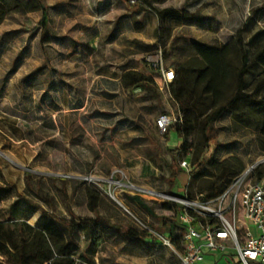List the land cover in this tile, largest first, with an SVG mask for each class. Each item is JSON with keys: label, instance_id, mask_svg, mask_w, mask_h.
Returning <instances> with one entry per match:
<instances>
[{"label": "rangeland", "instance_id": "obj_1", "mask_svg": "<svg viewBox=\"0 0 264 264\" xmlns=\"http://www.w3.org/2000/svg\"><path fill=\"white\" fill-rule=\"evenodd\" d=\"M46 1L49 6L61 0ZM151 1L157 8L180 7L187 2L190 11H197L209 17L207 28L180 27L176 29V34H183L210 44L230 41L237 29L243 25L250 9L254 7L257 9L256 19L250 21L251 25L249 24L243 31L244 37L246 39L251 35L249 32L251 27L252 33L258 35L259 42L264 43V35L259 33L260 30H264V0ZM78 2V5L68 2L63 6L67 12L65 17L57 16L51 6L50 9L47 8L45 18L40 11L28 13L12 11L0 26V32L17 29L19 33L18 37L7 45V51L0 58V182L14 184L19 196L26 197L34 205L40 206L41 209L28 220L31 224L36 222L42 211L51 212L61 219L93 215L87 207L83 188L78 186L80 181H85L96 188L102 196L99 215L110 218V222L116 225L132 224L139 229L151 231L149 226H159V220L147 214L138 205L133 204L134 212L127 208L124 204L126 202L124 196L127 192L119 188L115 182L129 180L137 185L163 190L162 187L167 188L165 179L169 172L164 167L158 171L159 178L154 179L141 174L138 160L133 157L125 159L126 156L140 153L142 148L129 151L120 146L129 140L132 134L121 126L112 125L113 122L116 123L124 118L122 105L106 106L96 98V94L87 90L95 78L92 67H96L95 63L99 58L107 60L122 49L118 44L106 46L107 44L102 43L96 55L89 61L83 59L79 61L75 55H71L72 51H69V46L71 47L74 42L86 39L90 27L97 26L101 32H106L110 21H115L122 11L116 8L105 15L94 16L91 13L90 0ZM130 4L135 2L129 3L126 0L123 6L127 9ZM45 19L51 22L52 34H65L67 46L65 57L60 53L61 47L57 42L40 43L41 34L45 29L42 21ZM151 30L152 27H148L146 33H150ZM27 46L28 50L29 47L32 50V54L30 50L26 57L21 58L19 67L14 69V74L10 75L8 81H3L8 71L12 72L16 56L22 49L27 52ZM42 51L44 63H42ZM143 57L145 62L142 61V57H139L138 62L141 63V70L145 72L152 69L148 62L150 63L155 57L150 55ZM50 68L59 69L66 84L72 86L78 82L86 88L84 97L87 101L83 109L78 111L70 109L69 104L73 100V90L70 85H67L62 93L61 90L57 93L58 90L52 87L46 90ZM51 73L55 74L52 71ZM262 74L263 69L260 66H252L246 75L247 87L254 86ZM26 76L33 77L31 86L26 81L19 84V81ZM41 80L44 82L43 90L49 97L39 102L43 91L38 92L36 89L40 88ZM32 86L35 87L33 88L35 91ZM31 96L36 103L39 102V105L35 106V112L31 108ZM163 98L164 102L168 103L167 113L176 115L177 107L171 105L169 95L165 93ZM206 103L197 105L193 116V120H197L194 123L195 129L187 141L190 147L204 145L200 124L197 122L206 114ZM95 110L110 112L112 116L93 113ZM107 117L113 120H107ZM26 125L29 127H25ZM141 126L146 136L159 138L161 144L167 140L168 132L162 134L157 130L156 136L149 128V124H141ZM211 129L214 140L203 147L206 148V156L213 158L215 162L244 168L264 156L256 141L258 131L251 123L244 124L231 114L225 113L212 123ZM77 137L80 139L77 140ZM169 141L171 143L176 141L173 130L169 133ZM187 153L190 157V151ZM26 176H30V190L26 188ZM187 183L188 174L180 172L174 195H182ZM11 202L12 200L0 204V221L7 219V210ZM150 204L156 216H165L169 220L176 221L172 210L160 208L156 201H150ZM15 217L21 220L20 213L17 212ZM121 241L120 238L113 239L104 234V241L98 246H93L92 252L87 251L91 252L88 254L85 252L88 242L84 232L81 231L76 236V249L73 252L75 263L87 264L80 255L88 254L87 257L93 261V264H179L173 248L163 245L160 240L154 245L147 244L144 247L131 241L129 243L125 240ZM0 260L8 264L7 257L1 256Z\"/></svg>", "mask_w": 264, "mask_h": 264}, {"label": "trees", "instance_id": "obj_2", "mask_svg": "<svg viewBox=\"0 0 264 264\" xmlns=\"http://www.w3.org/2000/svg\"><path fill=\"white\" fill-rule=\"evenodd\" d=\"M0 1L2 2L0 20L12 11L28 12L43 8L39 0ZM137 2L138 0L135 1ZM141 4L154 12L161 22L173 25H196L202 28L209 26L210 18L197 11H190L187 2L180 7L162 9L152 6L149 2L143 1ZM256 12L257 9L252 7L243 25L226 43L191 44L198 58L181 63L174 71V79L168 84V90L170 98L177 104L176 116L180 121L170 125L168 131L173 130L176 136L182 139V143L169 151L170 164L167 167L169 176L165 179L169 190L175 188L180 172H184L179 165V161L184 158H187L191 167L187 173L188 183L185 187L189 198L197 195L202 199L216 197L245 168L215 162L213 158L206 156V148L203 146H208L214 140L211 125L225 113L231 114L244 124L251 123L258 131L256 140L258 148L264 152V43L259 42L258 35L252 33L251 27L249 29L251 35L246 39L243 32L249 24L251 25L250 21H255ZM164 28L161 26L159 31H164ZM259 33L264 35V30H260ZM163 48L158 50H161L162 56H165L166 52ZM252 66H260L263 74L254 86L248 88L246 75ZM146 80L149 78L136 72H126L122 76L124 86H135ZM202 102H207L206 114L197 123L200 124L204 145L190 147L187 141L197 121L193 120V116L197 105ZM188 151L190 157H187ZM254 176L257 180L264 177V163L255 169ZM25 181L26 188L30 190V176H26ZM78 185L83 188L87 207L93 212L94 217L72 216L70 219H61L47 211H42L36 222L29 224L27 221L41 209L40 206L19 196L13 185L6 182L0 184V204L16 197L8 206L7 219L0 221V256L7 257L8 264H76L73 252L76 249V236L81 231L84 232L88 242L85 247L86 253L92 251L93 246H98L104 241V234L128 243L131 241L141 247L156 244L159 240L158 235H161L170 240L175 251L182 252L183 227L173 219L156 216L150 201L137 195L124 196L126 201L124 204L132 212L135 204L159 220V226H149L152 232L139 229L132 224L120 226L111 223L110 218L99 215L98 210L102 202L100 192L85 181H80ZM159 206L162 209L172 210L173 217H176L180 211L176 203L160 202ZM17 212L20 213L21 220L16 219ZM228 256L233 254L230 253ZM80 257L85 259L87 264H93V261L84 254ZM230 262L237 264L233 257ZM0 264L4 263L0 260Z\"/></svg>", "mask_w": 264, "mask_h": 264}, {"label": "crops", "instance_id": "obj_3", "mask_svg": "<svg viewBox=\"0 0 264 264\" xmlns=\"http://www.w3.org/2000/svg\"><path fill=\"white\" fill-rule=\"evenodd\" d=\"M39 1L41 2L43 8L36 11H28V12L40 11L44 16V18L46 16V13L48 12L47 8L50 9V6L51 8L53 7L55 9V12L58 14L57 16L65 17L67 16L66 9H64L63 7L65 4H68V2L73 5L79 4L78 2L79 0H61L56 4H51L48 6L46 4L47 3L46 0H39ZM124 1L126 0H90V9H91V13L94 16L105 15L110 10L116 8L121 10L122 12L119 14V16L116 18L115 21L114 20L110 21L109 28L106 32H101L97 26L90 27L87 30L88 35L86 36V39L79 40V42H74L71 47L69 46V51H72L71 55H75V58L77 60L81 61L80 59H83L85 61H89L91 57L96 55V52H98V49L101 46L100 44L102 43L107 44L106 46L118 44L121 47L122 50L115 52L112 58H107L106 60V58L98 57L99 61L95 63L96 67H92L95 78L87 90L90 92L92 91L94 94H96L97 95L96 98L97 99L99 98L101 103L106 106L113 107L115 106V104H119L120 106L122 105L123 107L122 111L125 112L124 114L125 116L121 120H118L116 123L113 122L112 125H117V127L121 126L132 134L130 135L129 140L123 142L120 146L123 149L129 151H133V149L142 148V150L139 151L140 153L135 154L133 156L132 155L126 156L125 159H130V157H133L134 159L138 160L137 164L139 165L140 172L142 175L145 176L148 175L154 179L155 178L158 179L159 178L158 171L162 170L164 167H166V169L168 170L167 167L170 164V154H169L170 149L179 147L182 143V139L178 138L175 134L176 141L174 143H171L169 141V133L172 132V130H170L168 131L167 134V140L165 141L164 144H161L159 138L156 139L154 137H148L146 136L145 132L141 130L143 128L141 124L144 125L149 124V128L157 136V127L155 125V118H157L161 114L167 113L166 109L168 108V103L164 102L163 96L165 93L169 95V90H168L169 87L167 86L165 90L162 91L159 90L155 83H156V78L160 75V73L155 69H148L145 72L141 70L140 68L141 63L138 62L139 57H142L141 58L142 61L145 62V58L143 56L150 55L153 57L159 48L164 47L163 50L166 52V55L163 56L164 65L173 68V70L175 71V69L181 63L186 62L187 60H191V59L193 60L198 58V56L194 53L191 44L206 43L190 37H186L183 34L181 35L176 34V29L187 26L196 27L198 29H205V28L196 25H185V24L173 25L167 22H161L156 16V14L152 12L150 9H148L146 5H144L145 3L141 4V2L144 1V2H149L152 6H154L151 0H138L137 3L128 5L127 9L125 8V6H123ZM0 4L2 5L1 1ZM167 7H174V6H167ZM162 8H158V9H162ZM6 17L0 20V26H2V24L6 20ZM42 23L44 24L45 29L41 34L40 43L51 44L57 42L58 46L61 47L60 53L62 54L63 57H65L66 55L65 50L67 47L65 42L66 36H64L65 34L63 35L52 34L50 31V27L52 25L49 19L43 20ZM161 26L165 27L164 31H159V28ZM148 27H152L150 33H146ZM18 35L19 33L17 29H8V30H4L3 32L2 31L0 32V58L3 57L5 52L7 51V45L10 44V42L14 40L16 37H18ZM162 43L164 44L163 46ZM26 49L27 52L25 51V49H22L21 52L16 56L14 60V67L12 68V72L10 73L8 71V74L4 77L3 81L9 80V78L11 77L10 75L14 74V69L19 67L21 58L26 57L28 55V52H30L31 49L29 47L28 50V46L26 47ZM31 54H32V50H31ZM41 57H42V63H44L45 61H44L43 51L41 52ZM50 70L52 72H55V74L49 71L50 78L47 83L46 90H49V88L52 87L58 90L57 93L60 92V90L61 93L64 92L66 90V86L67 85L69 86L70 84H66V80L63 77V73L59 71V69L56 70L50 68ZM126 72H136L143 74L146 77H148L149 80L143 81L135 86H124L122 83V76ZM56 75L57 78H55ZM33 77L30 78V76H26L25 78H22L19 81V84L26 81L28 85L31 86L33 84L31 79H33ZM71 87L73 90V100L71 104H69L70 109L72 111L81 110L85 107L87 101V98L84 97L85 95L84 92L86 88H84L78 82L72 85ZM33 88L35 87L32 86V89ZM43 88H44V82H42L40 88L37 87L36 89V91L38 92L43 91L38 100L39 102L40 101L42 102L47 97H49L47 92H45ZM31 99H32L31 108L35 112L36 109L35 106L39 105V102L36 103V101L32 98V96ZM170 102L171 105L177 107V104L171 98H170ZM93 113H97V114L99 113L105 116L106 115L112 116L110 112L101 111V110L100 111L95 110ZM106 119L113 120L110 117H107ZM25 127H29V126L26 125ZM76 139L79 140L80 138L77 137ZM168 157H169V161H168ZM184 159L187 160V158ZM184 172L187 174L185 170ZM0 184L2 183L0 182ZM8 184L14 186V184L11 183ZM161 189H163V191H167L171 194H174L175 188L169 190L167 185V188L162 187ZM185 192L186 191L184 190L182 195ZM84 197L87 202V198L85 195ZM15 198L16 197L14 196L7 201L10 200L13 201ZM179 210H180V206H179ZM85 217L92 218L94 217V214ZM91 252H87V253L90 254ZM229 254L223 255V254L207 252L202 264H219L225 262L231 264L230 259L232 257L234 258V256H228Z\"/></svg>", "mask_w": 264, "mask_h": 264}, {"label": "built area", "instance_id": "obj_4", "mask_svg": "<svg viewBox=\"0 0 264 264\" xmlns=\"http://www.w3.org/2000/svg\"><path fill=\"white\" fill-rule=\"evenodd\" d=\"M154 57L148 65L160 73L156 85L162 91L174 79V70L164 65L161 50ZM177 121L180 119L176 115L166 113L155 119V125L164 134ZM263 163L264 156L247 165L219 195L210 199L199 195L189 198L186 192L178 196L129 180L115 183L127 194L146 201L180 206L176 221L183 227L184 248L182 252L173 249L179 264H202L207 252L232 253L237 264H264V177L257 180L254 176L255 169ZM179 165L189 173L191 167L186 159ZM158 238L163 245L173 248L168 238Z\"/></svg>", "mask_w": 264, "mask_h": 264}]
</instances>
